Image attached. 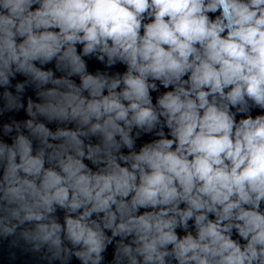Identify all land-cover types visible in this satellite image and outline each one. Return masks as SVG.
Listing matches in <instances>:
<instances>
[{
	"label": "clouds",
	"instance_id": "9594fccd",
	"mask_svg": "<svg viewBox=\"0 0 264 264\" xmlns=\"http://www.w3.org/2000/svg\"><path fill=\"white\" fill-rule=\"evenodd\" d=\"M0 239L264 264V0H0Z\"/></svg>",
	"mask_w": 264,
	"mask_h": 264
},
{
	"label": "water",
	"instance_id": "95a60500",
	"mask_svg": "<svg viewBox=\"0 0 264 264\" xmlns=\"http://www.w3.org/2000/svg\"><path fill=\"white\" fill-rule=\"evenodd\" d=\"M22 115V114H21ZM0 264H44L38 256L10 245V240L0 239Z\"/></svg>",
	"mask_w": 264,
	"mask_h": 264
}]
</instances>
